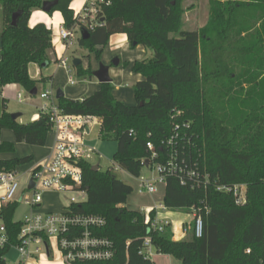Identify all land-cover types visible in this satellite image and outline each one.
<instances>
[{
  "label": "trees",
  "instance_id": "trees-1",
  "mask_svg": "<svg viewBox=\"0 0 264 264\" xmlns=\"http://www.w3.org/2000/svg\"><path fill=\"white\" fill-rule=\"evenodd\" d=\"M44 0H0V92L17 85L28 94L37 91L29 66L50 63L52 32L44 24L30 28L29 18ZM57 4L49 12H59L64 28L79 24L70 5L73 0H47ZM195 2L196 0H191ZM102 6L99 25L86 29L89 37L78 39L82 49L97 60L111 36L123 34L133 49L142 46L152 53L135 62L132 72L143 77L133 86L134 105L114 99L111 84L100 85L82 100L62 97L58 107L69 115L101 121L99 138L115 142V165L138 178L150 158L151 142L162 163L176 148L177 175L167 177L163 204L170 210L207 206L197 211L203 234L175 241L170 225L162 232L145 223L146 215L124 207L133 188L111 172L93 171L85 162L83 188L86 202L74 205L76 214L105 219L96 231L114 244L108 262L76 264H155L139 255L142 241L149 236L156 254L169 255L181 264H264V0H209L206 23L195 31L183 30L184 0H110ZM192 3L189 9H193ZM16 15L14 25L13 16ZM77 75L92 78V72L76 67ZM10 130L15 143L42 147L50 131L48 116L21 124L11 119L3 106L0 135ZM133 131V135L130 131ZM175 134H177L175 136ZM14 143L0 140V156L13 153ZM31 156L0 158V173L32 162ZM197 169L208 179L206 189L179 185L180 176ZM245 185V201L238 205L230 193L216 186ZM17 203L0 209L7 242L0 246V264L17 244L20 221L14 220ZM156 212L147 217L154 219Z\"/></svg>",
  "mask_w": 264,
  "mask_h": 264
},
{
  "label": "built area",
  "instance_id": "built-area-1",
  "mask_svg": "<svg viewBox=\"0 0 264 264\" xmlns=\"http://www.w3.org/2000/svg\"><path fill=\"white\" fill-rule=\"evenodd\" d=\"M110 0H85L79 13H74L78 18L79 24L71 28L61 27L58 31L57 38L68 49L75 39L76 34L82 33L83 30H92L99 25L96 20L102 6L110 5ZM57 67L65 70L68 75V83L74 85L70 75L67 60L61 57L57 61ZM22 94L18 93L16 99L23 102ZM40 100L45 103L38 107L37 119L40 116H48L50 123L49 133L53 136V145L47 159L37 165L28 176L20 193V184L16 172L0 173V209L8 203L20 202L24 204L29 212L20 220V228L17 236V244L13 249L17 252L16 264H28L29 261L35 260L44 253L49 256L52 251L51 240L56 239L58 247L62 253L64 264H76L77 262H94L102 263L110 261L115 254L114 244L107 237H101L96 231L106 226L104 218L95 215L76 214L72 207L74 205L86 202L87 193L83 188V169L82 164L90 162L94 154H97L95 147L90 146L85 141V137L91 134V119L81 115L65 114L57 105L55 93L44 90L37 93ZM99 120V119H98ZM100 121V120H99ZM101 123V121H100ZM133 135V131H130ZM177 134H175L176 136ZM172 139L166 143L169 148L166 159L162 163H156L158 158L151 142L146 143V148L150 152V158L146 169L153 168L156 176L145 178L141 175L137 178L139 182V193L154 194L157 193V185L165 187L167 177L177 175L179 172L176 163V148L172 147ZM30 181L33 187L29 189ZM208 179L205 175L200 174L197 169H190L180 176L179 185L187 189H206ZM217 192L230 193L236 204L241 205L245 201V185H235L232 187L216 186ZM30 192L32 195L28 198L24 192ZM43 193L52 195L71 196L66 205H60V210L52 212L49 210L42 211L40 208L44 203ZM165 209V207H163ZM156 208L150 209L149 211ZM148 211V212H149ZM191 222L182 230L185 234L192 231L195 238H201L203 234L202 217L197 211H207V206L202 208L192 207ZM148 212H142L146 215L145 223L150 228L159 232L168 226V222L161 221L155 215L152 221L147 217ZM7 242V234L3 223L0 220V246ZM144 259H150L156 255L149 236L142 241L139 251Z\"/></svg>",
  "mask_w": 264,
  "mask_h": 264
},
{
  "label": "rangeland",
  "instance_id": "rangeland-1",
  "mask_svg": "<svg viewBox=\"0 0 264 264\" xmlns=\"http://www.w3.org/2000/svg\"><path fill=\"white\" fill-rule=\"evenodd\" d=\"M74 2V0H73ZM194 4L193 9H189L191 4ZM184 9H186L185 13L182 16L183 21V30L187 31H195L202 27L208 18L209 15V0H196L192 2L191 0H184L183 2ZM57 12V11H56ZM77 12H80V7L77 9ZM81 38V34L77 33L75 39L73 40L72 45L66 49L63 43L61 42V46L64 47V58L67 60V66L71 72L72 80L76 83L75 85H70L68 83V77L64 72L57 77L56 84L57 86L51 85L49 82L47 83H38L37 90L38 93L49 90L55 93L57 90H61L65 96H75L78 94H82V96L87 97L90 96L88 93L92 90V88L97 84V81L92 78H82L77 75V70L72 66L73 59L81 60L82 65L86 66L88 69L93 73L97 70L100 63L111 65L113 58L110 59L105 56L104 61L101 59V54L99 60L96 59L95 54L91 53L88 55V52L79 47L78 39ZM103 57V56H102ZM112 68V67H111ZM41 73V77L39 72ZM52 73L56 74V65L51 63L48 67L40 68L34 64L29 66V75L34 80H39L40 78L47 77L52 75ZM18 91H23V102H18L16 99V92H11L7 94L8 99H6V107L10 114H21L18 117V122L21 124H26L30 122V118L38 113L36 109L38 104L45 103L44 100H40L39 97H30V95L22 90L21 88ZM122 92V96L124 100L127 102L134 101L133 96V88L130 86L123 85L121 89H115V93L119 94L118 92ZM2 98L0 97V114L2 112ZM91 134L90 136L85 137L86 143L90 146L95 147L97 150V154H94L91 158L90 163L92 165H98L99 170L106 171L111 170L112 174L125 184L131 186L133 188L132 194L127 198V201L124 207L131 211H139V212H148L150 209L156 208V215L157 217L164 222H168L170 224V229L174 235L175 240H182L186 238L187 234L183 232V228L187 227L191 222V215L186 210H170V209H163V198H164V186L159 184L157 185V193L152 195L147 193H139V182L137 178L128 175L126 172L119 169L112 160V156L116 151V144L115 142H103L99 136L100 130V121L98 119H91ZM11 133L10 131H8ZM12 135V134H11ZM48 140L52 139V134L50 133L47 136ZM47 140V139H46ZM16 155V153H15ZM30 168L28 166H21L18 170L17 177L20 184V193L18 194V199L22 195L23 187L25 181L28 179L29 174H26ZM140 175L145 178L155 177L156 173L153 168L146 169L145 167L141 170ZM26 196L29 198L32 193L24 192ZM71 196H77L75 194H67V195H52L50 193H43L44 203L46 205V210L56 212L60 210V205H66L69 201ZM29 212L28 208L22 204L21 202L18 204V208L15 212V219L21 220L24 215ZM191 212V211H190ZM52 251L51 257L49 258L50 261L52 260V256L57 257L62 261V253L58 247L57 240L52 239ZM44 255H46L44 253ZM17 252L12 248L10 249L9 253L6 255V264H16L17 259ZM39 259L36 258V260ZM152 262L155 264H181L180 261L176 260L175 258L165 255V254H156L151 258Z\"/></svg>",
  "mask_w": 264,
  "mask_h": 264
},
{
  "label": "crops",
  "instance_id": "crops-1",
  "mask_svg": "<svg viewBox=\"0 0 264 264\" xmlns=\"http://www.w3.org/2000/svg\"><path fill=\"white\" fill-rule=\"evenodd\" d=\"M44 1H47V0H44ZM84 1L85 0H74V2L72 1L70 8L73 10L74 13H78L77 9L80 7V10H81V8L84 4ZM0 9H1V6H0ZM37 24H44L52 32L53 53L50 56L51 57L50 63L47 64L46 66L40 67V68L48 67L51 63H54L56 65V74L52 73V75L44 77V79H46L45 83L49 82L51 85L57 86L56 80H57V77L60 76V74H63L62 71L64 72V74L67 75L65 70L57 67V61L61 57H64V54L66 51V50L64 51V49H63L64 47L61 46L62 44L57 38L59 29L61 27H64L63 26V18H62L61 13H59V12H53L52 14H50V13L43 12L41 9L40 10H34L31 14L30 18H29L28 25L30 28H32ZM0 45H1V40H0ZM96 50L101 51V59L103 61L105 59V56H107L109 59H110V57H115V58H113L112 62L115 59H118V61H119L117 67H114L112 64L108 65V64H106V62L104 64L106 66H110L109 75L112 79L111 85L113 86L112 95H113L114 99L122 102L125 105H129V106L134 105L135 101L132 100L131 102H127L126 100H124V98L122 96V92L119 91L118 92L119 94H116L115 89L116 88L121 89V86H123V85H126V86L128 85V86L133 88L135 83L142 81L143 77L140 74H136V73L132 72V70H131L132 65L135 62H139L142 60L149 59L152 56V53L148 50H145L142 46H137L136 48L132 49L129 46V43L127 41V37L123 34H116V35L111 36V38L109 39V42L107 43L106 46L97 47ZM0 58H1V56H0ZM81 65H82V63H81ZM81 67L83 70L88 69V67H86V66H81ZM38 73L41 77L40 71ZM70 75H71V72H70ZM67 77H68V75H67ZM19 88H20L19 86L12 84V85L5 86L1 90L0 97H4V98H2V110H3V106H5V109L8 112L6 104H5L6 99H8L7 94L15 91L16 96H17L18 93L23 92V91H18ZM99 88H100V84L97 82V84L92 88V90L88 93V95H90V96L93 95L95 92H97L99 90ZM37 93H38V90H37ZM37 93L35 96H30V97H38ZM55 94H56V92H55ZM63 97L71 99V100H79V101L86 98V97L82 96V94H78V95L71 97V96H65L64 93H63ZM87 97H89V96H87ZM55 98H56V95H55ZM40 105L41 104H38L36 106L37 110H38V107ZM20 116H21V114H20ZM34 120H37L36 114H34L30 118V122L34 121ZM16 121H18V118ZM8 131H10V130H2L1 131L0 140L2 142L14 143V152L10 153V154L9 153L2 154L0 156L1 159L6 160V159L14 158V157L22 158V157H26V156H31L33 159L32 162L25 165V166H28V168H30L29 171L31 172L37 165L43 163L47 159V157L49 156L51 147L53 145V136H52V139L48 140V138H47L44 146L37 147V146L26 145L23 143H15L13 133L11 131H10L11 133H9ZM15 153H16V155H15ZM19 168L20 167L15 169L16 173H18ZM30 172H27L26 174H29ZM1 192L2 191L0 189V194H1ZM40 209L42 211H44V210L46 211L47 208H46L45 203H43V205ZM14 220L19 221V220H16L15 217H14ZM173 240H175L174 235H173ZM175 241H179V240H175ZM50 257H51V253L49 254V256L47 254L46 255L43 254V255L39 256V259L31 260L28 262V264H62V261H60V259H57L56 255L52 256L53 258L51 261L49 259ZM16 262H17V259H16Z\"/></svg>",
  "mask_w": 264,
  "mask_h": 264
},
{
  "label": "water",
  "instance_id": "water-1",
  "mask_svg": "<svg viewBox=\"0 0 264 264\" xmlns=\"http://www.w3.org/2000/svg\"><path fill=\"white\" fill-rule=\"evenodd\" d=\"M56 4H57L56 1H43L42 5H41V10L43 12H45V13H49L51 11V9ZM15 19H16V15L13 16L12 25H14ZM88 37H89V34L87 33V31L83 30L82 33H81V39L82 40H86ZM118 63H119L118 59H115L111 64L114 67H117ZM79 64H81V60L73 59L72 66L74 68H76ZM109 69H110V66H106V65L100 63L98 68H97V70H95L92 73V77L95 78L100 85L111 84L112 83V79H111V77L109 75ZM36 93H37V91L34 90V91L30 92L29 95L30 96H35ZM62 97H63V92L61 90H57L56 91V100H58V99H60ZM18 117H20V114H11V119L14 120V121H16ZM147 164H148V161H145L144 165L147 166ZM92 170L95 171V172L99 171V166L98 165H93L92 166ZM32 187H33V182L30 181V184H29L28 188L31 189Z\"/></svg>",
  "mask_w": 264,
  "mask_h": 264
}]
</instances>
